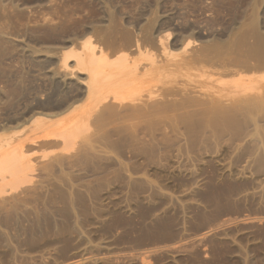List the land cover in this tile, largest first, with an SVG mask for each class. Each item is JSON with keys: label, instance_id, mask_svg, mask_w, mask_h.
<instances>
[{"label": "rangeland", "instance_id": "1", "mask_svg": "<svg viewBox=\"0 0 264 264\" xmlns=\"http://www.w3.org/2000/svg\"><path fill=\"white\" fill-rule=\"evenodd\" d=\"M1 155L0 264H264V0H0Z\"/></svg>", "mask_w": 264, "mask_h": 264}, {"label": "bare ground", "instance_id": "2", "mask_svg": "<svg viewBox=\"0 0 264 264\" xmlns=\"http://www.w3.org/2000/svg\"><path fill=\"white\" fill-rule=\"evenodd\" d=\"M167 37H170V33H168L167 34ZM92 41V37H91V35H86L85 36V42L88 44V43H90ZM86 43H84V40H83V44H86ZM167 43V42H166ZM82 44V45H83ZM86 44V45H87ZM91 44H93V43H91ZM187 45V44H186ZM185 45H183V47H184ZM70 48H71V46H70ZM72 48H73V46H72ZM71 48V49H72ZM93 48H94V46L92 47V51H93ZM167 48V47H166ZM70 50V49H69ZM72 50H74V49H72ZM82 54V53H81ZM93 54V53H92ZM76 55V54H75ZM99 54H97V56H98ZM100 55H103L102 53L100 54ZM104 56V55H103ZM65 57V56H64ZM84 57V56H83ZM66 59H67V56L65 57ZM77 58V57H76ZM95 58V57H94ZM65 59V60H66ZM107 59V58H106ZM68 60V59H67ZM102 61V60H101ZM101 61H99V63L101 62ZM66 63H67V61H65ZM84 62V60H82V61H80L79 63H78V65L79 64H82ZM107 63V62H106ZM92 64V63H91ZM109 64V63H108ZM107 64V65H108ZM96 65V64H95ZM99 66H100V64H99ZM217 66V65H216ZM93 67V66H92ZM91 67V68H92ZM96 67H98V65H96ZM102 67V66H101ZM72 68H73V66H72ZM71 68V69H72ZM74 68H75V66H74ZM77 68V67H76ZM80 68V67H79ZM91 68H89V69H91ZM92 70H94V67H93V69ZM95 71H97V70H95ZM99 71H100V68H99ZM95 73V72H94ZM92 74V73H91ZM96 74H98L97 72H96ZM137 75H136V77L137 76H139L138 75V73H136ZM142 76V75H141ZM95 77H98V75L96 76L95 75ZM135 77V76H134ZM133 77V78H134ZM93 78H94V76H93ZM135 79V78H134ZM137 79L138 78H136L135 80L137 81ZM94 80V79H93ZM130 80H132V79H130ZM145 80V79H144ZM139 81V80H138ZM122 84H124L125 85V83H122ZM122 84L120 85V86H122ZM129 84V83H128ZM99 85H100V83H99ZM92 86V85H91ZM129 86H133V84L131 85V83L129 84ZM96 87V86H95ZM122 88V87H121ZM124 88V87H123ZM128 88V87H127ZM133 87H131V89H132ZM88 89V88H87ZM125 89V88H124ZM133 89H135V88H133ZM130 90V89H129ZM87 91V90H86ZM88 93V92H87ZM92 94V93H91ZM87 95V94H86ZM91 96V95H90ZM120 100V99H119ZM216 110V109H215ZM215 110H213V111H215ZM220 111V110H219ZM36 118H38V117H33V119H32V122L33 121H35L36 120ZM43 118V117H42ZM49 120V119H48ZM56 135V134H55ZM57 135H58V133H57ZM53 136V134L52 133H46V134H44V135H41L40 137L42 138V140H43V138H50L51 139V137ZM59 136H60V134H59ZM56 138H57V136H56ZM35 139V138H34ZM53 139H55V137H53ZM41 140V139H40ZM56 141V140H55ZM42 142V141H41ZM53 142H54V140H53ZM37 143V142H36ZM16 154H18V153H16ZM22 154V153H21ZM6 155V154H5ZM9 155L10 154H8V156H6V157H9ZM25 155V154H24ZM16 155H13V157H15ZM2 155L0 156V158L2 159ZM5 157V156H4ZM12 157V156H11ZM18 157H19V159L21 160V158L23 157V155L21 156H19V154H18ZM25 157V156H24ZM16 158H17V156H16ZM28 158V157H27ZM0 159V172L1 171H8L10 174H12V176H13V174H17L18 176H19V178H18V181H19V179H21V180H23V181H25V180H28V179H26V177L30 174L31 175V173H29L33 168H32V165L31 164H29L28 162H26L27 163V166L25 165V161L24 162H20V160L17 158V160L16 161H14V162H10V164L8 163V161L7 160H1ZM7 159V158H6ZM8 159H10V157L8 158ZM13 159V158H12ZM26 159V158H25ZM7 161V162H6ZM11 161V160H10ZM9 164V165H8ZM12 165V166H11ZM7 172V173H8ZM15 172V173H14ZM6 174V173H5ZM5 174H3L2 176L0 175V177H2V179H6V175ZM10 174H8V175H10ZM29 175V176H30ZM33 175V174H32ZM28 176V177H29ZM17 177V176H16ZM15 177V178H16ZM29 178H31V177H29ZM17 179V178H16ZM15 179V180H16ZM32 179V178H31ZM30 179V180H31ZM15 180H13V181H15ZM5 181V180H4ZM17 181V180H16ZM15 181V182H16ZM29 181V180H28ZM2 182V181H1ZM10 182H11V180H10ZM15 182H11L10 184H13V185H16V184H14ZM5 183V182H4ZM28 183V182H27ZM2 184V183H1ZM1 184H0V186H1ZM6 184H9V181L8 182H6ZM17 184H18V182H17ZM24 185V184H23ZM8 186H10V185H8ZM22 185L20 184V187H21ZM3 189L4 188H6V189H8V191H10V190H12V186L11 187H9V188H11L10 190H9V188H7L6 186L4 187V184H3ZM14 188V187H13ZM1 187H0V193L1 192H3L4 190H3ZM6 189H5V191H6ZM16 189V188H15ZM15 189H13V190H15ZM3 190V191H2ZM17 190H18V187H17ZM4 191V192H5ZM1 193L2 195H4L5 193ZM10 192H12V191H10ZM7 193V195H8V192H6ZM0 194V195H1ZM10 194V193H9Z\"/></svg>", "mask_w": 264, "mask_h": 264}]
</instances>
